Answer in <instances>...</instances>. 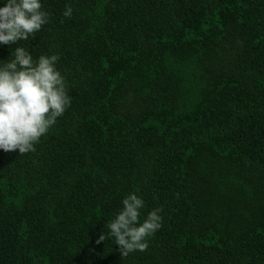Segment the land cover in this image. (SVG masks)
Masks as SVG:
<instances>
[{
	"label": "trees",
	"instance_id": "trees-1",
	"mask_svg": "<svg viewBox=\"0 0 264 264\" xmlns=\"http://www.w3.org/2000/svg\"><path fill=\"white\" fill-rule=\"evenodd\" d=\"M40 2L0 67L59 55L71 105L0 149V264H264V0ZM133 192L162 227L122 258L97 240Z\"/></svg>",
	"mask_w": 264,
	"mask_h": 264
},
{
	"label": "clouds",
	"instance_id": "clouds-1",
	"mask_svg": "<svg viewBox=\"0 0 264 264\" xmlns=\"http://www.w3.org/2000/svg\"><path fill=\"white\" fill-rule=\"evenodd\" d=\"M73 9L66 5L63 16L71 18ZM49 22L40 0H7L0 8V45L12 46L26 41ZM0 67V149L35 152V145L47 135L71 105L66 80L56 68L57 54L40 55L34 60L22 47ZM122 209L108 225L97 243L114 238L122 258L135 251L144 252L149 239L162 227V208L149 211L141 222L144 201L135 192L122 200Z\"/></svg>",
	"mask_w": 264,
	"mask_h": 264
}]
</instances>
